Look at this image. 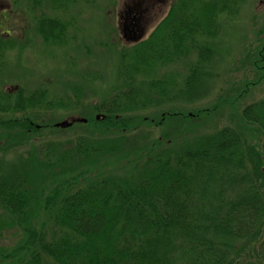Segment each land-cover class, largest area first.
Returning <instances> with one entry per match:
<instances>
[{"label":"trees","instance_id":"trees-1","mask_svg":"<svg viewBox=\"0 0 264 264\" xmlns=\"http://www.w3.org/2000/svg\"><path fill=\"white\" fill-rule=\"evenodd\" d=\"M23 1L0 0L2 19ZM27 1L56 9L75 2ZM242 1L175 0L149 36L120 52L122 84L95 103L51 101L45 88L0 90L1 150L17 151L16 171L0 160V264H264V99L241 110L242 132L227 125L175 148L184 134L165 126L187 119L193 129L192 119L210 122L215 108H164L179 91L174 76L159 74L194 52L181 92L190 101L206 88L216 39ZM72 22L42 13L36 32L60 47ZM257 34L258 77L242 95L264 80V25ZM16 46L0 31L2 71ZM70 105L83 110L69 127L37 119ZM8 232L13 244L2 239Z\"/></svg>","mask_w":264,"mask_h":264},{"label":"rangeland","instance_id":"rangeland-1","mask_svg":"<svg viewBox=\"0 0 264 264\" xmlns=\"http://www.w3.org/2000/svg\"><path fill=\"white\" fill-rule=\"evenodd\" d=\"M130 1L75 0L67 7L56 9L49 4L43 8H34L24 0V4L9 15L8 22L2 19L0 10V31L9 30L17 44L23 47L16 46L7 53L6 62L2 63L3 71L0 68V90H17L22 87L28 94L45 88L51 101L69 98L75 103L79 99L82 106L117 93V86L122 84L124 78L120 52L131 49L135 42L124 38L121 18L125 5ZM174 2L175 0H168L154 9L150 8L145 14L141 37L152 33ZM42 13L73 21L69 30L71 40L67 45L47 47L43 44L36 32V19ZM227 18L230 21L220 30L216 39L217 53L210 71L203 74L207 86L200 89L190 101L181 90L185 87L191 68L197 64V55L192 52L188 55L189 58H182L159 69L160 75L174 76L179 91L177 99L174 98V102L164 108L174 106L192 114L215 108V111H209L210 122H204L201 119L203 116L192 119L196 125L193 129L189 128V120L176 119L168 123L166 129L162 127L155 130V134L159 136L162 129L173 130L174 125L178 126L180 133L184 135L178 143H170L175 148L183 149L193 144L201 135L215 133L227 125L242 132L244 127H238L241 125L238 123L241 110L250 103L264 99V80L252 86L246 94L241 93L245 81L253 82L258 77L252 64L254 46L257 44L251 45L264 25V0H243L236 15ZM237 97L241 99L233 104V99ZM224 99L232 101V108L228 102L222 103ZM82 110L83 108L73 105L68 109H48L37 119L56 124L69 122L79 116ZM146 113L155 114L154 109ZM45 136L43 134V138ZM3 145L1 140L0 160L4 161L8 169L16 171L17 151H3ZM3 237L6 244H13L15 236L12 233H5Z\"/></svg>","mask_w":264,"mask_h":264},{"label":"flooded vegetation","instance_id":"flooded-vegetation-1","mask_svg":"<svg viewBox=\"0 0 264 264\" xmlns=\"http://www.w3.org/2000/svg\"><path fill=\"white\" fill-rule=\"evenodd\" d=\"M167 2L168 0H131L127 3L121 17L123 20V32L125 35H128L126 39H139L144 31L143 22L145 14L149 12L150 8L154 9L158 4Z\"/></svg>","mask_w":264,"mask_h":264},{"label":"water","instance_id":"water-1","mask_svg":"<svg viewBox=\"0 0 264 264\" xmlns=\"http://www.w3.org/2000/svg\"><path fill=\"white\" fill-rule=\"evenodd\" d=\"M124 37L125 38H128V35H125L124 34ZM138 38H129V39H127V40H137ZM80 120H84L85 121V119H80ZM56 126H58V127H63V128H66V127H69V126H71V122H68V121H64V122H61V123H58V124H56Z\"/></svg>","mask_w":264,"mask_h":264}]
</instances>
